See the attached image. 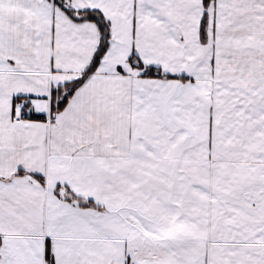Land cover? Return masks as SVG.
<instances>
[{"label": "snow or ice", "instance_id": "obj_1", "mask_svg": "<svg viewBox=\"0 0 264 264\" xmlns=\"http://www.w3.org/2000/svg\"><path fill=\"white\" fill-rule=\"evenodd\" d=\"M0 264H264V0H0Z\"/></svg>", "mask_w": 264, "mask_h": 264}]
</instances>
